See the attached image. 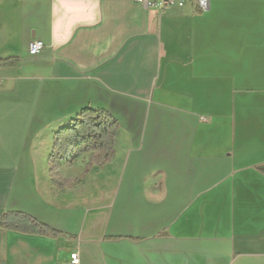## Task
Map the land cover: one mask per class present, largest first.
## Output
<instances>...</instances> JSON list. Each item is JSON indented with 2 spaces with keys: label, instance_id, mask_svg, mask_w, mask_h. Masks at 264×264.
Listing matches in <instances>:
<instances>
[{
  "label": "crops",
  "instance_id": "obj_1",
  "mask_svg": "<svg viewBox=\"0 0 264 264\" xmlns=\"http://www.w3.org/2000/svg\"><path fill=\"white\" fill-rule=\"evenodd\" d=\"M6 58L0 214L61 234L0 225V264H264V0H0ZM87 106L117 118L114 160L58 190L55 133Z\"/></svg>",
  "mask_w": 264,
  "mask_h": 264
},
{
  "label": "trees",
  "instance_id": "obj_2",
  "mask_svg": "<svg viewBox=\"0 0 264 264\" xmlns=\"http://www.w3.org/2000/svg\"><path fill=\"white\" fill-rule=\"evenodd\" d=\"M17 62L16 58L0 60V65ZM119 131L117 118L108 110L87 106L81 109L69 125L59 129L54 136L52 152L48 159L49 175L58 190L72 188L88 177L95 167H101L114 160V146ZM83 153H90L84 171L77 176L65 177L61 173V160L73 163ZM0 225L9 230L23 233L58 236V230L40 222L35 217L10 211L0 214Z\"/></svg>",
  "mask_w": 264,
  "mask_h": 264
},
{
  "label": "built area",
  "instance_id": "obj_3",
  "mask_svg": "<svg viewBox=\"0 0 264 264\" xmlns=\"http://www.w3.org/2000/svg\"><path fill=\"white\" fill-rule=\"evenodd\" d=\"M139 2L145 4L147 7L158 8L160 10H165L171 6H184L186 0H138ZM199 7L202 9L207 8L208 0H196ZM44 48V43L39 39H34L29 45V53L31 55L39 54ZM66 264H81L80 254L78 250L70 252L69 259Z\"/></svg>",
  "mask_w": 264,
  "mask_h": 264
},
{
  "label": "rangeland",
  "instance_id": "obj_4",
  "mask_svg": "<svg viewBox=\"0 0 264 264\" xmlns=\"http://www.w3.org/2000/svg\"><path fill=\"white\" fill-rule=\"evenodd\" d=\"M68 177V176H67Z\"/></svg>",
  "mask_w": 264,
  "mask_h": 264
}]
</instances>
